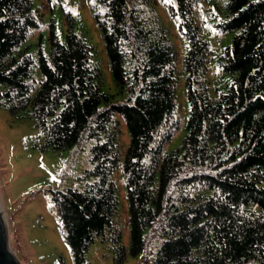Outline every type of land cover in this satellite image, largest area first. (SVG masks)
<instances>
[{
	"label": "trees",
	"instance_id": "16d2710c",
	"mask_svg": "<svg viewBox=\"0 0 264 264\" xmlns=\"http://www.w3.org/2000/svg\"><path fill=\"white\" fill-rule=\"evenodd\" d=\"M153 2L167 7L187 45L190 115L174 151L158 134L178 126L179 54ZM196 6L95 0L117 89L110 94L71 13L66 41L51 24L50 53L40 47L35 58L26 43L43 28V13L34 0H0V108L34 123L43 152L95 141L87 175L96 181L52 194L74 264H88L98 238L112 244L114 264L140 256L153 264H264V0L220 1L214 25L233 38L219 51L202 34ZM38 69L44 79L37 87ZM116 115L130 135L125 151ZM118 169L126 176L129 247L118 226Z\"/></svg>",
	"mask_w": 264,
	"mask_h": 264
},
{
	"label": "rangeland",
	"instance_id": "374dc122",
	"mask_svg": "<svg viewBox=\"0 0 264 264\" xmlns=\"http://www.w3.org/2000/svg\"><path fill=\"white\" fill-rule=\"evenodd\" d=\"M196 18L202 34L212 47L218 51L232 44V34L220 35L215 27L218 20L217 6L222 0H196ZM154 3V4H153ZM153 8L168 30L170 39L179 54L177 74L181 83L177 91L175 117L177 128H163L158 137L164 141L166 151L179 148L186 135V125L190 115V105L185 86L184 58L186 42L178 23L171 18L167 7L161 2H153ZM35 9L44 15L43 28L35 29L27 41L31 53L38 57L41 47L49 54L51 24L60 41H66L70 28L66 13L73 15V30L93 48L92 64L101 69L103 89L116 94L108 58L105 52L102 32L95 19V0L55 1L50 7L44 0H34ZM211 70L209 77L212 76ZM44 79L42 72L36 71V86ZM115 127L120 131V143L125 151L130 144V135L121 116H115ZM30 120H16L8 111L0 108V205L9 230V245L20 264H74L71 252L63 239L61 223L52 201L53 191L68 188L84 190L96 181L87 172L93 169L91 147L95 141L82 139L73 148L54 153L41 151L42 139ZM117 185L118 226L122 231V243L130 245V227L128 224V202L126 198V176L121 169L113 174ZM264 187V183L262 184ZM112 244H104L100 238L91 246L88 264H114ZM124 264H153L152 258L140 256L128 257ZM259 264V263H256Z\"/></svg>",
	"mask_w": 264,
	"mask_h": 264
},
{
	"label": "water",
	"instance_id": "95a60500",
	"mask_svg": "<svg viewBox=\"0 0 264 264\" xmlns=\"http://www.w3.org/2000/svg\"><path fill=\"white\" fill-rule=\"evenodd\" d=\"M9 245V230L0 211V264H20Z\"/></svg>",
	"mask_w": 264,
	"mask_h": 264
},
{
	"label": "bare ground",
	"instance_id": "6f19581e",
	"mask_svg": "<svg viewBox=\"0 0 264 264\" xmlns=\"http://www.w3.org/2000/svg\"><path fill=\"white\" fill-rule=\"evenodd\" d=\"M0 211L2 212V214H3V209H2V205H0ZM4 215V214H3ZM4 219H5V217H4ZM5 221H6V219H5ZM9 249V248H8ZM10 250V249H9Z\"/></svg>",
	"mask_w": 264,
	"mask_h": 264
}]
</instances>
